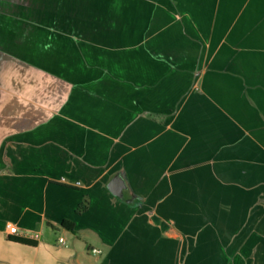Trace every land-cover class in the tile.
Wrapping results in <instances>:
<instances>
[{
    "label": "crops",
    "instance_id": "1",
    "mask_svg": "<svg viewBox=\"0 0 264 264\" xmlns=\"http://www.w3.org/2000/svg\"><path fill=\"white\" fill-rule=\"evenodd\" d=\"M138 12L90 70L0 72V264H264V0ZM62 26L6 27L0 52Z\"/></svg>",
    "mask_w": 264,
    "mask_h": 264
},
{
    "label": "rangeland",
    "instance_id": "2",
    "mask_svg": "<svg viewBox=\"0 0 264 264\" xmlns=\"http://www.w3.org/2000/svg\"><path fill=\"white\" fill-rule=\"evenodd\" d=\"M140 4L141 0H0V43L6 41L8 50L12 41L6 27L18 22L39 25L49 23L56 28L59 22L63 24L60 37L45 34L48 40L39 44L37 39L35 48L30 51L25 45L21 51L17 50L7 57L0 52V72H4L10 80L12 72L19 70L44 71L52 76L76 68L90 70L94 49L96 53L114 51L111 43L113 38L108 39L113 32L107 28L109 22L122 24L125 19H129L137 24L141 16L138 12ZM48 32L59 35L55 29ZM118 32L123 38L122 31L115 30L116 35ZM131 32L133 37L137 36L136 30ZM1 49L6 51L3 45Z\"/></svg>",
    "mask_w": 264,
    "mask_h": 264
},
{
    "label": "trees",
    "instance_id": "3",
    "mask_svg": "<svg viewBox=\"0 0 264 264\" xmlns=\"http://www.w3.org/2000/svg\"><path fill=\"white\" fill-rule=\"evenodd\" d=\"M89 206H90V199L88 196H85L83 200L81 201V203L77 206L76 212L78 214H82L89 208ZM61 225L72 231L74 230V227H75V223L71 220H63ZM10 238L12 240H15L17 242L27 244V245H37L38 244V241L36 239L30 238V237L13 235V236H10Z\"/></svg>",
    "mask_w": 264,
    "mask_h": 264
},
{
    "label": "water",
    "instance_id": "4",
    "mask_svg": "<svg viewBox=\"0 0 264 264\" xmlns=\"http://www.w3.org/2000/svg\"><path fill=\"white\" fill-rule=\"evenodd\" d=\"M125 186V182L119 174L115 175V177L109 183V188L117 196L123 195V189Z\"/></svg>",
    "mask_w": 264,
    "mask_h": 264
},
{
    "label": "built area",
    "instance_id": "5",
    "mask_svg": "<svg viewBox=\"0 0 264 264\" xmlns=\"http://www.w3.org/2000/svg\"><path fill=\"white\" fill-rule=\"evenodd\" d=\"M77 184H79V182H77ZM7 229H8V231H9L10 234H17V233H19L18 228L15 225H13L12 223H7ZM59 241L61 243H63V244H67V241H66V239L64 237H60L59 238ZM92 251L95 252V253H101L102 252V250L99 249V248H92Z\"/></svg>",
    "mask_w": 264,
    "mask_h": 264
}]
</instances>
